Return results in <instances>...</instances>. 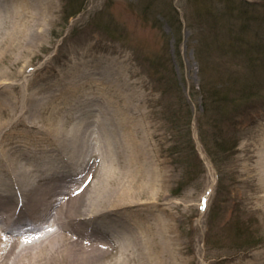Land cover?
I'll return each instance as SVG.
<instances>
[{
	"label": "rangeland",
	"instance_id": "1",
	"mask_svg": "<svg viewBox=\"0 0 264 264\" xmlns=\"http://www.w3.org/2000/svg\"><path fill=\"white\" fill-rule=\"evenodd\" d=\"M11 1L0 0V9ZM30 1L25 19L36 30L34 38L0 53V79L28 78L25 86L0 85V99L5 98L0 103V154L3 148L11 151L12 143L18 160L32 166L54 163L66 175L91 165L93 185L107 171L101 142L115 152L124 149L125 140L101 102L104 79L88 78L82 68L91 53L107 60L125 54L127 73L123 70L120 77L127 74L129 79L124 84L127 97L123 108L116 104V112L135 122L132 130H139L133 138L141 146L144 166L133 185L147 183L153 174L160 202L171 205L182 264H264V202L257 197L262 190L254 171L247 169L255 164L264 137V0ZM9 23L7 15L5 28ZM219 43L231 48L221 51ZM235 48L242 53L231 50ZM245 54L260 67L247 66ZM199 66L207 82L222 86L231 74L256 80V95L242 114L233 108L235 115L222 117L229 137L224 143L233 149L217 165L200 135L203 129L206 140L211 139L210 116L196 91ZM238 101L226 100L224 107L229 111ZM78 118L92 134L80 136L75 148L66 139ZM56 129L62 130L60 139L53 134ZM100 131L105 133L101 140ZM116 160L123 165L124 156L115 158L106 173L112 184L124 170ZM152 194L147 189L138 201L146 202ZM252 242L260 243L250 248ZM135 259L133 255L126 261ZM103 260L117 264L112 256Z\"/></svg>",
	"mask_w": 264,
	"mask_h": 264
},
{
	"label": "bare ground",
	"instance_id": "2",
	"mask_svg": "<svg viewBox=\"0 0 264 264\" xmlns=\"http://www.w3.org/2000/svg\"><path fill=\"white\" fill-rule=\"evenodd\" d=\"M30 2L12 0L11 5L0 9V53L5 52L4 49L20 48L23 39L31 41L34 38L36 30L29 29L25 19V7ZM7 15L10 23L5 28ZM42 15L41 19L46 20L47 15ZM126 59L125 54L120 59L112 57L107 60L100 54L91 53L90 60L82 68L88 78L94 75L98 80L104 79L105 83H100L107 86L99 87L101 102L108 112H112L109 115L118 131L116 133L125 140L124 149L118 147L115 152L103 139L100 145L107 154L106 164L103 165L107 171L112 169L115 158L124 156L123 165L120 160H116L124 168L118 173L116 184L109 182L110 179H106L107 171H103L91 185L95 171L91 165H86L80 172L66 175L64 172L59 173L54 163L47 166L46 162L40 161L32 166L18 160V148L9 140L11 151L2 149L0 264H112L103 260L110 256L114 257L117 264L185 262L180 256L174 233L171 205L160 202L159 193L152 186L153 174H150L147 183L140 180L139 184L133 185L137 176L143 174L144 166L138 147L140 144L133 138L139 130H132L131 125L135 122L123 116V112H116L120 110L116 104L123 108L127 97L125 85L129 79L127 74L120 77L123 70L127 73L126 64H123ZM108 69L120 75H109V72H113ZM112 79L116 82L111 83ZM9 80L0 79V85L8 82L10 85L25 86L28 82V78ZM4 99H0V103ZM79 121V118L75 120L71 128L74 133L66 139L68 145L75 148H78L76 143L80 136L90 137L92 134L89 127L83 128ZM56 130L59 132L53 134L60 139L62 130ZM104 135L100 131L99 139ZM261 143L262 149L257 153L255 164L247 169L254 171L252 177L262 190L257 197L264 202V137ZM75 156V149H72V164ZM47 169L50 172L47 173ZM133 169L138 173L133 174ZM147 189L153 193L152 196L146 198V202H139V196ZM133 255L136 257L134 261H126L127 257Z\"/></svg>",
	"mask_w": 264,
	"mask_h": 264
},
{
	"label": "trees",
	"instance_id": "3",
	"mask_svg": "<svg viewBox=\"0 0 264 264\" xmlns=\"http://www.w3.org/2000/svg\"><path fill=\"white\" fill-rule=\"evenodd\" d=\"M78 11V10H77ZM76 11V12H77ZM75 12V13H76ZM74 14V13H72ZM69 14V15H72ZM222 15H219L218 18H221ZM180 31V28H179ZM202 45V43L199 41L197 42ZM205 44V43H203ZM219 47L222 50L229 49L231 48L230 46L224 45L222 43H219ZM199 49V47H198ZM198 49L196 50L198 52ZM231 50H236L242 53V50L239 49H231ZM199 53L203 54L204 52L200 51ZM197 54V53H196ZM199 55V54H198ZM197 55V56H198ZM199 61H203L202 58L203 56L200 55L198 56ZM244 61H247V66L253 67V68H258L260 67V64L256 66V64L252 61V59L248 55H244L243 57ZM202 66V65H201ZM199 77H200V84L198 89H196L197 92L201 94V100L204 106V111H207L209 113V127H208V133L211 136L210 141L206 140V132L202 129L201 127V138L203 137L204 140V145L206 146L207 150H209V156L211 157L213 163L217 165L219 164L220 161H223L224 159H228V157L231 156L232 154V149L233 147H228L224 143V139L228 140L226 134L223 131V118L224 116L227 115V113L234 112V115L236 114L235 109H237V113L240 111L244 110L248 105H250V99L256 93L252 91V88L254 87V84H256V80L254 78H243L241 80L239 77L237 78H232L236 77L231 74V77L227 79L225 84L222 86L218 85L219 83L215 82L214 80H211L207 82L206 77L204 75V71L202 67L199 66ZM220 86H222L220 88ZM194 89V88H193ZM194 92V91H193ZM192 92V94H194ZM236 95L235 97L231 98L230 96ZM230 97V98H229ZM235 98H238V104L234 103L229 105V111L224 107L227 105L226 100H232L234 101ZM249 102V103H247ZM235 108L234 110H232ZM241 114V113H239ZM205 137V139H204ZM259 244V242H252L249 244L250 247L256 246Z\"/></svg>",
	"mask_w": 264,
	"mask_h": 264
}]
</instances>
